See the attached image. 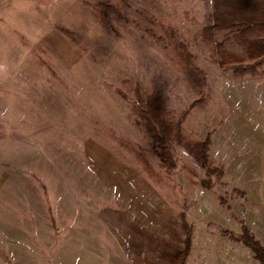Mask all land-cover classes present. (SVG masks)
<instances>
[{
    "label": "rangeland",
    "instance_id": "1",
    "mask_svg": "<svg viewBox=\"0 0 264 264\" xmlns=\"http://www.w3.org/2000/svg\"><path fill=\"white\" fill-rule=\"evenodd\" d=\"M212 12L213 0H0V264H174L184 206L185 264H260L224 229L243 221L264 245V60L242 75L221 65L220 42L254 60L225 30L205 36ZM148 97L180 122L171 168L136 114ZM208 134L225 168L211 188L183 141Z\"/></svg>",
    "mask_w": 264,
    "mask_h": 264
},
{
    "label": "trees",
    "instance_id": "2",
    "mask_svg": "<svg viewBox=\"0 0 264 264\" xmlns=\"http://www.w3.org/2000/svg\"><path fill=\"white\" fill-rule=\"evenodd\" d=\"M211 16L212 23L207 24L204 28V33L207 34L205 36L211 38L215 34L213 32L225 30L239 38L244 50L247 52V57L254 60V62L243 64L244 56L228 49L225 44L220 42L216 47L221 55L219 63L221 65H228L229 63L235 65L234 70L239 75L249 70L255 71L257 62L264 60V37L255 40L250 38V34L264 33V0H213ZM181 46L182 44L177 43L174 48L177 62L189 85L196 91H201L203 85L201 70L195 65L192 54L186 47ZM136 114L157 143L161 161L167 168H171L174 161L169 145L174 136L177 135L178 137L179 135L180 122H176L169 117L163 104L156 97L146 98L137 108ZM91 122L100 130V133L113 138V129L110 126L98 120H92ZM179 138L181 139V137ZM183 141L188 151L205 169L206 176L202 179L201 184L204 187L211 188L215 180L219 181L224 176L225 168L222 164L215 165L210 159V135L208 134L203 141ZM221 201L227 204L224 197H221ZM180 216L186 229V236L184 245L179 252L170 256V260L174 264H185L193 246L194 231L187 221L186 206H184V211H181ZM241 222L240 232L224 229L225 234L247 246L253 257L260 264H264V245L249 231L246 224L243 221Z\"/></svg>",
    "mask_w": 264,
    "mask_h": 264
},
{
    "label": "crops",
    "instance_id": "3",
    "mask_svg": "<svg viewBox=\"0 0 264 264\" xmlns=\"http://www.w3.org/2000/svg\"><path fill=\"white\" fill-rule=\"evenodd\" d=\"M95 264H102V262L99 263H95ZM110 264H129L128 262H124V261H117V260H111Z\"/></svg>",
    "mask_w": 264,
    "mask_h": 264
}]
</instances>
